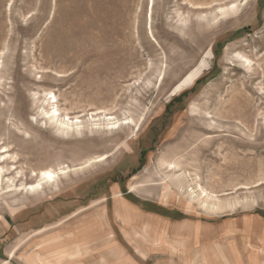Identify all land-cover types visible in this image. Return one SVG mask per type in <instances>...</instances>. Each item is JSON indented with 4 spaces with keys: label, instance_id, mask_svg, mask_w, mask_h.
<instances>
[{
    "label": "rangeland",
    "instance_id": "rangeland-1",
    "mask_svg": "<svg viewBox=\"0 0 264 264\" xmlns=\"http://www.w3.org/2000/svg\"><path fill=\"white\" fill-rule=\"evenodd\" d=\"M0 169V264H264V0H0Z\"/></svg>",
    "mask_w": 264,
    "mask_h": 264
},
{
    "label": "bare ground",
    "instance_id": "bare-ground-1",
    "mask_svg": "<svg viewBox=\"0 0 264 264\" xmlns=\"http://www.w3.org/2000/svg\"><path fill=\"white\" fill-rule=\"evenodd\" d=\"M150 1V3H151V7H152V4H153V0H149ZM197 74H195V75H193L192 77H190V78H188L187 79V81H186V83H184V85L185 84H187L188 83V81H191V80H193L194 78H195V76H196ZM52 99H54L55 100V97L54 96H52L51 97ZM51 98L48 100V101H45V103L44 104H47L48 106H50L51 105V103L53 102V101H50L51 100ZM47 117L49 118V120H50V122H54V123H56V125L60 128V132H59V134H60V136H62L63 138L64 137H66V136H68L69 135V133H71V132H73V129H74V131H75V129H77V127H78V125H80V124H78V123H76V124H73L71 121H70V118L69 117H67V116H61L60 114H59V112H58V110L57 109H55L54 111H52L50 114H48L47 113ZM118 122V121H117ZM117 122H113V123H108L107 124V126H109V128L108 129H110L111 130V128H113V130L116 128V126L117 125H119ZM77 130H79V129H77ZM106 159V157H104V156H101V157H96V158H94L93 160H90V161H88L85 165L86 166H84V167H82L81 169H87L88 167H90L92 164H97V163H100V162H102L103 160H105ZM167 166V165H166ZM3 168V167H2ZM167 168V170H168V172H170V173H173V175L172 176H174V179L175 180H179L180 179V176L179 175H176V173L179 171V169H178V165H175V164H168V166L166 167ZM80 169V170H81ZM9 171H6V173H8ZM64 173H66V172H64V171H60L59 173H54L53 171H50V170H47V171H41V172H39V175H38V177H39V181H38V183H36L35 185H33V186H29V187H25V188H23L22 190L23 191H25V193H27V194H30V195H34L35 193H38V191L40 190V188H41V185H45V186H43V187H45L44 189H51V188H53V187H55L56 185H57V180H58V178H59V176H61V175H64ZM1 174H3V169H0V176L2 177V175ZM16 174V173H15ZM58 177V178H57ZM13 179V178H12ZM7 181V180H6ZM14 182V181H13ZM8 183V182H7ZM11 183H12V181H11ZM191 183V182H190ZM192 184V183H191ZM184 185V184H183ZM182 184H180V183H177L176 185H175V188L177 189V190H179L180 192H182V191H185L186 193H187V199H188V201H186V206L187 207H190V205H192L195 201H199V200H197V199H201V196L203 195V197H204V200H203V202L201 203V204H204L205 206H206V202L208 201V200H211L212 199V196H210L209 194H206L205 193V191H202V190H198V191H200V192H198L197 193V189L194 187V188H191L190 190H186V188L183 186ZM9 187V186H8ZM0 188H1V186H0ZM185 188V189H184ZM188 188V187H187ZM190 188V187H189ZM129 189L131 190V191H135V187H133V186H130L129 187ZM15 190V189H14ZM18 190V189H17ZM16 190V191H17ZM165 191H166V193L163 195V197L164 198H170V199H172V197L174 196H176V195H174L175 193L172 191V190H170L169 188H168V186H167V188L165 187V189H164ZM180 194V193H179ZM213 195V194H212ZM195 204V203H194ZM197 204V203H196ZM200 204V203H199ZM211 208L212 209H218V208H220V206H219V203H218V201H215V200H213V202L211 203Z\"/></svg>",
    "mask_w": 264,
    "mask_h": 264
},
{
    "label": "crops",
    "instance_id": "crops-1",
    "mask_svg": "<svg viewBox=\"0 0 264 264\" xmlns=\"http://www.w3.org/2000/svg\"><path fill=\"white\" fill-rule=\"evenodd\" d=\"M113 194L116 192V189H114L113 188ZM115 209H116V212H115V214L117 215V217H119V218H131V211H130V209L126 206V205H124V204H116V207H115ZM99 223V222H98ZM105 230H104V228H103V232H104ZM81 242V241H80ZM79 242V248H81L82 246L84 247V245H86V242H82V243H80ZM78 246V245H77ZM85 248V247H84ZM84 250V249H83ZM93 250V249H92ZM84 254H86V251H82L81 249H79V250H76V252H75V254H73V253H70L69 251H67V252H65V255L67 256V258L68 257H70V256H75V257H82V255H84ZM57 257H61L60 255H61V253H56L55 254ZM44 260L46 261V262H48V260L47 259H45L44 258ZM44 260L42 259V257L41 256H39V255H34V264H45V262H44ZM32 264H33V260H32Z\"/></svg>",
    "mask_w": 264,
    "mask_h": 264
},
{
    "label": "trees",
    "instance_id": "trees-1",
    "mask_svg": "<svg viewBox=\"0 0 264 264\" xmlns=\"http://www.w3.org/2000/svg\"><path fill=\"white\" fill-rule=\"evenodd\" d=\"M169 106H170V105H169ZM169 106H168V107H169Z\"/></svg>",
    "mask_w": 264,
    "mask_h": 264
}]
</instances>
